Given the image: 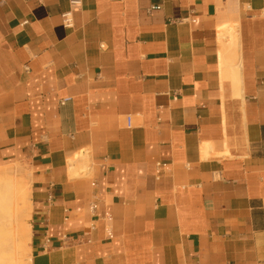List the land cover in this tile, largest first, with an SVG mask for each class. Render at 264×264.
Wrapping results in <instances>:
<instances>
[{"label": "crops", "instance_id": "obj_1", "mask_svg": "<svg viewBox=\"0 0 264 264\" xmlns=\"http://www.w3.org/2000/svg\"><path fill=\"white\" fill-rule=\"evenodd\" d=\"M67 9L0 0L27 264H264V0Z\"/></svg>", "mask_w": 264, "mask_h": 264}, {"label": "rangeland", "instance_id": "obj_2", "mask_svg": "<svg viewBox=\"0 0 264 264\" xmlns=\"http://www.w3.org/2000/svg\"><path fill=\"white\" fill-rule=\"evenodd\" d=\"M0 169L8 172L7 179L0 180V200L3 199L8 204L7 207L2 205L0 208V223L6 229L5 239L0 245L1 255L4 258L15 255L14 264H27V236L26 232H21V224L26 219V198L22 192L25 189L27 191V178L19 163H9L0 166Z\"/></svg>", "mask_w": 264, "mask_h": 264}, {"label": "bare ground", "instance_id": "obj_3", "mask_svg": "<svg viewBox=\"0 0 264 264\" xmlns=\"http://www.w3.org/2000/svg\"><path fill=\"white\" fill-rule=\"evenodd\" d=\"M7 175H8L7 170L0 169V180L7 179ZM22 194H25V197L24 198L27 197V191H26V189H25V191L23 190ZM1 200H0V208H1L2 205L7 207L8 204H5L3 202L4 201L3 199H1ZM25 202H26V204H25V214L27 216V212H28L27 200H25ZM5 231H6V229H5L4 225H2V223H0V245L3 243V241L5 239ZM21 232H23V233L26 232V236H27L26 219H24L23 223L21 224ZM1 254H2V252L0 251V264H4V263H6V264H14L15 259H16L15 255H12L11 258H4V256H2Z\"/></svg>", "mask_w": 264, "mask_h": 264}, {"label": "built area", "instance_id": "obj_4", "mask_svg": "<svg viewBox=\"0 0 264 264\" xmlns=\"http://www.w3.org/2000/svg\"><path fill=\"white\" fill-rule=\"evenodd\" d=\"M81 1L82 0H68L69 9L61 13V22L64 27L70 28L73 26V11H74V8L77 7L81 3ZM178 20H181V19H178Z\"/></svg>", "mask_w": 264, "mask_h": 264}]
</instances>
